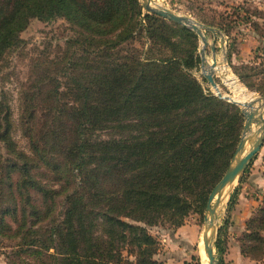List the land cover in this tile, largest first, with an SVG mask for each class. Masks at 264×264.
<instances>
[{
    "label": "trees",
    "instance_id": "trees-1",
    "mask_svg": "<svg viewBox=\"0 0 264 264\" xmlns=\"http://www.w3.org/2000/svg\"><path fill=\"white\" fill-rule=\"evenodd\" d=\"M143 14L139 0H0V68L34 18H63L80 31L22 84L29 152L13 140L0 94V237L16 241L9 264H159L149 228L204 216L246 118L193 75L197 33ZM218 26L229 35L230 24ZM244 69L264 95V67ZM236 202L234 194L230 208ZM229 225L218 233L221 264ZM240 241L245 257L264 260V197Z\"/></svg>",
    "mask_w": 264,
    "mask_h": 264
},
{
    "label": "rangeland",
    "instance_id": "rangeland-1",
    "mask_svg": "<svg viewBox=\"0 0 264 264\" xmlns=\"http://www.w3.org/2000/svg\"><path fill=\"white\" fill-rule=\"evenodd\" d=\"M139 1L143 9V15H145L148 11L143 7L144 0ZM156 4L167 7L177 14L192 17L219 30L215 33L206 32L209 45L205 47V62L201 59L200 49L202 42L198 36L200 63L192 72L202 82L206 93H213L217 96L215 89L203 76L202 72V65H209V62L213 63L215 57L217 63H225L230 73L257 99L260 97L264 98L261 92L250 88L240 75V73H249L244 69L245 64L258 66L260 69L264 67V18H262L264 16V0H154L152 5ZM142 21L145 23V19H142ZM220 23L223 26L230 24V30L227 32L229 35L218 26ZM255 23H259L258 28ZM79 33L80 31L76 26L63 18L51 22H44L34 18L29 26L21 32L22 42L19 47L6 54L0 68V94L6 96L13 123L11 135L18 148L29 152L28 140L23 136L19 126L22 84L31 81L35 77V65H43L41 62H44L47 58L49 60L56 59L61 49L63 50L66 47L67 40L78 37ZM221 36H224V42L221 40ZM210 45H215V53ZM135 46L145 50L148 48L143 38L136 39ZM214 77L221 92L232 98L235 93L225 83L224 78L216 71L214 72ZM240 108L243 109L242 106ZM253 128H256V124L253 125ZM262 147L250 164L248 171L251 166L255 165L256 159L261 157ZM249 148L250 143L247 144L246 149L248 150ZM2 151L6 156L3 158H7L9 154L5 152V149ZM9 158L12 160L14 158L17 159V157L11 156ZM247 172L244 176H246ZM3 173H5V169H2L1 174ZM238 184L239 182H236L232 186L228 198L219 207L220 227L226 219L230 222L229 212L231 208L229 201L234 194L238 198L240 193L238 192ZM9 200L10 197L8 196L4 198L6 202H4L3 207L8 205ZM205 224V213L204 216L198 213H191L185 224L177 229L171 228L167 223L149 228L151 234L159 241V250L155 256L159 264H209L207 257L208 262H205L202 249ZM217 238L218 234L216 243ZM15 244L16 241L0 237V264H9L8 256ZM216 251L221 255L217 245ZM221 258L222 255L220 256ZM223 258L225 263L230 264L227 262V258L224 256ZM251 264L253 263L251 262ZM255 264H264V260Z\"/></svg>",
    "mask_w": 264,
    "mask_h": 264
},
{
    "label": "water",
    "instance_id": "water-1",
    "mask_svg": "<svg viewBox=\"0 0 264 264\" xmlns=\"http://www.w3.org/2000/svg\"><path fill=\"white\" fill-rule=\"evenodd\" d=\"M153 2L154 0H144L143 7L146 11H148V13H155L163 16L168 20L174 21L182 26L192 29L198 34L202 42L200 55L202 61L205 62V47L209 45L206 32L211 31L215 33L219 30L215 27L201 23L192 17L177 14L167 7L158 4L152 5ZM221 40L224 42V36H221ZM210 46L212 51L215 53V45ZM216 65L217 60L215 57L214 62L209 67L208 65L203 64V76L215 89L217 96L243 107L242 111L245 115L246 121L234 158L232 159L226 173L214 187L209 196V201L205 212L206 224L202 237L204 251L208 258L209 264H221V255H219L216 251V237L220 228L218 210L223 199L225 198L224 194L226 193V189H228L227 193L229 195L232 186H234L236 182L241 181L242 177L250 167L253 159L264 144V98L260 97L257 101L244 103L242 105V103L232 99L231 97L223 95L214 77V68ZM256 102H260V105L257 107H255ZM254 124H256L255 129L253 128ZM248 143H250V148L247 150L246 148Z\"/></svg>",
    "mask_w": 264,
    "mask_h": 264
},
{
    "label": "crops",
    "instance_id": "crops-1",
    "mask_svg": "<svg viewBox=\"0 0 264 264\" xmlns=\"http://www.w3.org/2000/svg\"><path fill=\"white\" fill-rule=\"evenodd\" d=\"M264 145L262 155L255 161L246 174V179L239 182L238 198L234 207L231 208L230 225L227 229V249L224 257L230 264H253L241 252V241L246 231V221L250 214L261 204L264 197ZM236 186V187H237ZM235 187V188H236Z\"/></svg>",
    "mask_w": 264,
    "mask_h": 264
},
{
    "label": "bare ground",
    "instance_id": "bare-ground-1",
    "mask_svg": "<svg viewBox=\"0 0 264 264\" xmlns=\"http://www.w3.org/2000/svg\"><path fill=\"white\" fill-rule=\"evenodd\" d=\"M212 65V62H209L208 67ZM215 71L217 73H219L223 78L225 83L232 88V90L234 91L235 95L232 96V99L237 100L238 102L242 103V105L244 103H249V102H254L257 101L258 99L256 98V96H254V94H252L246 87H244L239 80L230 73L229 69L227 68L226 64L223 62L217 63L216 67L214 68ZM221 91V90H220ZM223 95L226 96V93H223ZM260 102H257L255 104V107L259 106ZM228 189H226V193L224 194V199L222 201V204L226 201V199L228 198V193H227ZM202 244H203V239H202ZM202 249H203V256L205 259V262L207 263V259H206V253L204 251V245H202Z\"/></svg>",
    "mask_w": 264,
    "mask_h": 264
}]
</instances>
